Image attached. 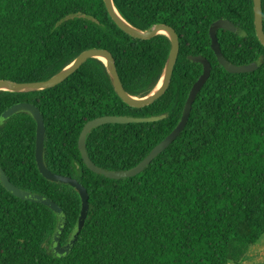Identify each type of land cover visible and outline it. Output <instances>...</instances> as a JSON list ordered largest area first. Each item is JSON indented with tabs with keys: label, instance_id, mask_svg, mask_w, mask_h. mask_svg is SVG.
I'll list each match as a JSON object with an SVG mask.
<instances>
[{
	"label": "trees",
	"instance_id": "obj_1",
	"mask_svg": "<svg viewBox=\"0 0 264 264\" xmlns=\"http://www.w3.org/2000/svg\"><path fill=\"white\" fill-rule=\"evenodd\" d=\"M132 26L165 24L179 37L168 90L153 104H125L105 64L90 59L60 85L38 92H0V119L25 104L42 117L44 163L76 179L88 193L89 211L70 253L50 250L58 218L49 207L12 195L0 181V264H240L264 235V47L254 29L253 0H113ZM264 29V0H262ZM223 58L211 45L214 23ZM100 48L113 57L125 91L144 97L158 84L170 51L167 37L134 39L109 17L103 0H0V80L45 81L81 52ZM211 75L197 95L177 139L140 174L121 180L90 171L78 149L84 125L103 116L157 122L107 124L86 138L91 161L107 171L135 167L179 124L189 92ZM37 123L28 113L0 122V169L16 187L55 202L66 215L67 243L81 210L72 187L39 172Z\"/></svg>",
	"mask_w": 264,
	"mask_h": 264
},
{
	"label": "water",
	"instance_id": "obj_2",
	"mask_svg": "<svg viewBox=\"0 0 264 264\" xmlns=\"http://www.w3.org/2000/svg\"><path fill=\"white\" fill-rule=\"evenodd\" d=\"M106 11L113 21V23L125 34L128 36L138 39V40H150L158 35H163L168 38L170 42V51L168 54V58L166 60L163 73L161 78L156 85V87L146 96L144 97H135L128 94L121 80L118 76L117 68L115 65V61L112 55L105 49L100 48H91L81 52L69 65L64 67L57 74L52 76L51 78L45 81L39 82H27V83H18L10 80H0V92H10V93H30V92H38L44 91L48 89H52L61 83H63L67 78H69L72 74H74L84 63H86L90 59H97L102 61L107 69L108 76L110 78L111 84L113 86L114 91L118 95V97L128 106L136 109H142L153 104L155 101L160 99L165 92L168 90L173 71L176 65V61L179 55V37L174 29L165 24H157L147 30H140L134 26H132L129 22H127L116 9L113 0H103ZM253 13H254V29L256 37L259 43L264 47V29H263V16H262V0H253ZM223 23V28H218L222 30L231 31L234 33H239V30L232 24L227 21H219ZM216 29V31H218ZM217 33V32H216ZM216 33H213L211 38L212 49L216 54L217 60L219 64L230 73H249L256 70L259 67L258 63H251L249 65L236 66L234 64L226 61L221 53L219 48ZM189 60L194 63H198L202 65L203 71L200 77L192 86L188 98L186 100L184 110L181 116V120L177 127L162 141L160 142L152 151L145 157L139 164L135 167L125 170V171H107L98 166H96L88 156L86 150V138L87 135L95 128L107 125V124H131V123H149V122H157L166 118V115L161 116H152L146 118H137L130 116H103L96 118L87 122L79 136L78 140V149L80 151L82 160L86 167L95 174L102 175L108 179L113 180H121L125 178H132L140 173H142L154 159H156L163 151H165L180 135V133L184 130L192 109V105L209 79L211 75V64L207 59L202 56H190ZM31 111L33 116L36 117L38 122L41 124L40 129H37V149H36V157H37V165L39 172L42 176L52 182L61 183L68 185L75 189L80 198H81V210L80 215L77 219V222L69 236V239L66 244H61L62 234L66 227V215L64 211L52 200L38 194H33L29 191L20 189L13 185L9 179L5 176L4 172L0 169V181L3 186L15 197H18L22 200H27L34 203H39L45 205L52 209L55 215L58 218V224L55 229V232L52 236L50 250L57 258H65L72 252L76 241L80 235L81 230L84 227L85 220L89 211V202H88V193L87 190L76 180L71 177L56 175L52 173L45 166L44 163V133L45 130L42 125V117L39 112L32 107Z\"/></svg>",
	"mask_w": 264,
	"mask_h": 264
},
{
	"label": "rangeland",
	"instance_id": "obj_3",
	"mask_svg": "<svg viewBox=\"0 0 264 264\" xmlns=\"http://www.w3.org/2000/svg\"><path fill=\"white\" fill-rule=\"evenodd\" d=\"M223 25H224L223 23L217 22V23H214L211 26V28H210V36H211V38L213 36V33L215 34L217 32L216 29L223 28ZM29 109L32 110V107L31 106H28V105H25V104L13 106L12 108H10L8 111H6L1 116L0 122L3 123L7 119H9L11 116H13L15 114H18V113H28L36 121V123H37V129L39 130L41 124L38 122V120L36 119V117L33 116L32 113H30L31 111H29Z\"/></svg>",
	"mask_w": 264,
	"mask_h": 264
},
{
	"label": "crops",
	"instance_id": "obj_4",
	"mask_svg": "<svg viewBox=\"0 0 264 264\" xmlns=\"http://www.w3.org/2000/svg\"><path fill=\"white\" fill-rule=\"evenodd\" d=\"M240 264H264V235L247 252L244 260Z\"/></svg>",
	"mask_w": 264,
	"mask_h": 264
}]
</instances>
